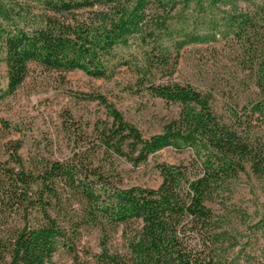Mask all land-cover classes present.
Here are the masks:
<instances>
[{"label":"trees","instance_id":"trees-1","mask_svg":"<svg viewBox=\"0 0 264 264\" xmlns=\"http://www.w3.org/2000/svg\"><path fill=\"white\" fill-rule=\"evenodd\" d=\"M34 1L37 12L28 0H0V43L7 68L3 97L22 85L31 62L56 71L81 70L95 78H107L109 58L116 55L115 50L137 42L147 47L136 65L140 86L180 104V115L167 123L162 133L144 138L104 95L97 94L91 99L104 104L112 118L101 139L118 155L137 153L138 161L170 146L191 147L194 158L189 164H160L162 182L158 188L115 186L104 195L96 194L84 182L88 176L78 165L52 162L36 174L26 171L22 159L15 155L17 167L0 162V228L3 206L38 208L44 194L54 196V184L60 181L84 191L91 207H97L96 213L91 212L94 221L115 226L139 222L131 234H125L127 252H111L106 240L98 264H226L225 252L236 229L227 204L233 181L249 167L264 182V141L239 121H222L211 96L194 86L155 85L148 76L169 66L166 41L178 50L229 36L249 41L264 19L243 11L239 3L255 5L264 0ZM222 7L228 9L216 15L213 10ZM3 20L9 23L7 27ZM256 78L264 95V58L257 63ZM251 112L264 115V100ZM35 186L40 187L39 192ZM43 215L40 224H26L0 239V264H54V254L68 239L46 208ZM256 227L264 237V224ZM102 230L107 231L105 225Z\"/></svg>","mask_w":264,"mask_h":264},{"label":"rangeland","instance_id":"rangeland-1","mask_svg":"<svg viewBox=\"0 0 264 264\" xmlns=\"http://www.w3.org/2000/svg\"><path fill=\"white\" fill-rule=\"evenodd\" d=\"M28 2L37 12V3ZM239 7L264 19V1L255 5L240 1ZM226 9L213 11L219 15ZM8 25L3 20V26ZM165 46L170 52L169 66L153 71L148 76L149 82L194 86L211 96L212 106L222 121L229 124L239 121L254 137L264 141V115L251 112L256 103L264 100L256 83L257 63L264 58V25L247 42L229 36L192 43L180 50L171 41H166ZM145 49L137 42L117 48L116 55L109 58L111 68L107 78H95L81 70L56 71L31 62L22 85L14 94L3 97L7 68L0 43V162L17 167L15 155H18L26 171L36 174L52 162L78 165L88 176L84 182L96 194L104 195L115 186L158 188L162 182L160 164L191 163L194 158L191 147H166L138 161L137 153L118 155L101 139L112 118L104 104L91 99L97 94L104 95L144 138L162 133L165 125L180 115V104L166 101L140 86L136 65L141 63ZM125 60L130 63L122 64ZM95 174L103 177L99 179ZM54 185L55 197L44 194L38 208L3 206L0 239L26 224L35 226L43 222L46 208L66 231L68 239L67 245H61L54 254V264H98L106 240L111 252H127L125 234H131L138 221L119 226L104 224L107 229L104 231V225L91 215L98 211L97 207H91L83 190L60 181ZM232 187L227 204L236 229L232 231L233 243L226 249L225 262L264 264V237L256 227L264 224V182L248 167V172L234 180ZM35 190L39 192L40 187L35 186Z\"/></svg>","mask_w":264,"mask_h":264}]
</instances>
